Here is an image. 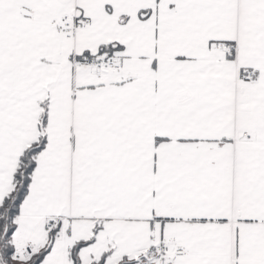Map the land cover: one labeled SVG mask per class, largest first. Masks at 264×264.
Listing matches in <instances>:
<instances>
[{
	"label": "snow or ice",
	"instance_id": "obj_1",
	"mask_svg": "<svg viewBox=\"0 0 264 264\" xmlns=\"http://www.w3.org/2000/svg\"><path fill=\"white\" fill-rule=\"evenodd\" d=\"M0 264H264V0H0Z\"/></svg>",
	"mask_w": 264,
	"mask_h": 264
}]
</instances>
